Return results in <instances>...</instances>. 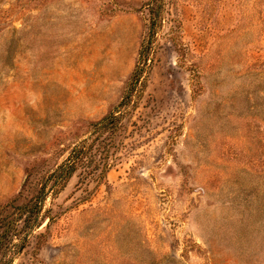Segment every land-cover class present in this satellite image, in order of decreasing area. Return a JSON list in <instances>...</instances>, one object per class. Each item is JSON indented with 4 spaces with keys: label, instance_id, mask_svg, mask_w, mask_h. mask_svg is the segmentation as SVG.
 Here are the masks:
<instances>
[{
    "label": "rangeland",
    "instance_id": "374dc122",
    "mask_svg": "<svg viewBox=\"0 0 264 264\" xmlns=\"http://www.w3.org/2000/svg\"><path fill=\"white\" fill-rule=\"evenodd\" d=\"M0 264H264V0H0Z\"/></svg>",
    "mask_w": 264,
    "mask_h": 264
},
{
    "label": "trees",
    "instance_id": "16d2710c",
    "mask_svg": "<svg viewBox=\"0 0 264 264\" xmlns=\"http://www.w3.org/2000/svg\"><path fill=\"white\" fill-rule=\"evenodd\" d=\"M145 51H146V49L144 50V48H143L141 53H140L141 56H142V53L145 52ZM142 75H143L142 74V69H140L139 66H137V68L135 69L134 73L131 76V83H130L131 86L128 88L129 91L127 92V97L130 94V90H131L132 85H135L137 82H139L140 79L142 78ZM105 120L106 119H104L103 121L105 122ZM84 154H85L84 148H80L79 151H78V154H77V159H80ZM75 171H76L75 166L70 165L67 168L66 174H64V176H63L64 181H68L72 177V175H73V173Z\"/></svg>",
    "mask_w": 264,
    "mask_h": 264
}]
</instances>
